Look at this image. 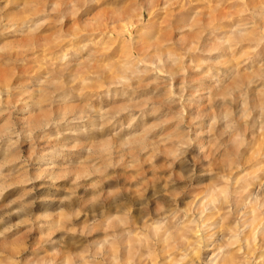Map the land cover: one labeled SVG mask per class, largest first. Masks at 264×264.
I'll return each mask as SVG.
<instances>
[{
	"label": "rangeland",
	"instance_id": "374dc122",
	"mask_svg": "<svg viewBox=\"0 0 264 264\" xmlns=\"http://www.w3.org/2000/svg\"><path fill=\"white\" fill-rule=\"evenodd\" d=\"M264 0H0V264H264Z\"/></svg>",
	"mask_w": 264,
	"mask_h": 264
},
{
	"label": "bare ground",
	"instance_id": "6f19581e",
	"mask_svg": "<svg viewBox=\"0 0 264 264\" xmlns=\"http://www.w3.org/2000/svg\"><path fill=\"white\" fill-rule=\"evenodd\" d=\"M264 154V153H263Z\"/></svg>",
	"mask_w": 264,
	"mask_h": 264
}]
</instances>
